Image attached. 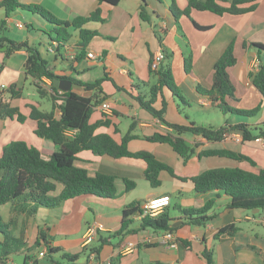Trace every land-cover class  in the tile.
Segmentation results:
<instances>
[{
	"label": "crops",
	"instance_id": "0c3cea01",
	"mask_svg": "<svg viewBox=\"0 0 264 264\" xmlns=\"http://www.w3.org/2000/svg\"><path fill=\"white\" fill-rule=\"evenodd\" d=\"M19 1L26 4L42 5L62 20L87 16L100 8L104 21L87 23L85 27L89 26V29L92 26L98 30L101 24L107 25L109 21L110 30L113 32L111 38L114 43L108 46L107 50L96 51L88 45L84 57L77 61L76 56L80 51L81 39L79 29L73 27L74 32L67 42L61 43L51 40L52 45L48 48L50 51V48L58 42L55 51H50L55 55L56 61L61 64L59 67L54 65L57 73L84 82H94L107 73L116 82L115 85L111 80H106L102 84L103 90L110 95L105 101L110 103L111 112H105L99 106L92 116V121L107 115L113 124L117 125L118 130L114 132L115 127L112 125L109 128H100L99 132L113 133L115 138L120 140L134 122V133L138 135V138L129 142L130 150L145 149L151 151L159 160L174 167L179 176H195L208 168L218 166L241 165L249 167L247 161L238 162L219 156L200 158L195 154L185 161L169 143L146 140L144 138L146 135H152L155 132H173V129L142 108L133 95L141 93L148 96L149 88L157 82L156 76L149 72V61L161 48L155 30H162L164 45L174 53L172 68L175 80L186 100L183 102L180 98L173 96L169 90L164 91V96L167 99L165 114L167 121L178 124H188L194 121L197 124L221 126L226 123L227 117H230L233 124L246 123L258 128L264 127V106L256 116H227L223 114L221 120L218 121L219 123L209 121L212 120L214 109L217 108L208 97L201 95L197 89L199 86L204 88L212 86L214 64L229 43L235 40V54L238 61L236 65L229 68V74L236 87V97H227V100L232 106L241 109H252L263 102L261 93L252 83L251 74L256 70L260 61L264 63V52L259 56L254 47H244L243 42L246 40L264 44V0H259L254 11L242 15L226 14L219 16L207 11L194 10L191 13L192 17L198 23L210 25L212 28L204 31L199 30L189 18L183 17L180 23L185 35L182 34L170 13V3H166L165 0H122L115 6L99 0ZM188 1L177 0L182 8ZM143 2L148 8L151 22L145 21L141 17L140 7ZM23 11L26 10L17 9L10 16H7L5 10L0 9V33L2 35L19 42L26 40L29 42L28 36L27 38H24V35L21 37V32L16 37H13L9 32L13 23L20 31L24 28L19 20V16L26 15ZM106 11L108 16L104 15ZM17 24H21V26H17ZM98 36L100 34L94 38ZM187 41H190V46ZM190 49L194 53V63L192 71L187 73L184 69V53ZM5 50L0 48V97L3 101L9 102L11 106L19 107L27 118L24 122H19L16 118L0 117V155L4 146L11 141L25 140L29 143L28 140L30 139L33 140V143L29 144L38 147L45 156H48L56 151V145L36 134L39 138H33L31 135L33 132L35 133L37 127V122L29 117L31 105L43 108L41 101L36 98H27L24 94L29 78L25 74L28 52L26 49H22L6 55ZM90 51L95 52L100 58L90 59L88 57ZM86 59L89 63L96 64L90 67L89 64L83 63ZM98 65L102 67V70L91 69L97 68ZM13 84L15 89L21 93L19 97H10L8 88ZM2 86L5 87L2 88ZM58 89L60 93L64 92V90ZM70 89L85 96L93 94V91H87L73 82ZM161 97L159 95L154 103L157 108L161 107ZM179 100L185 106L184 111H182ZM189 112L192 116L189 115ZM56 114H59L58 110ZM126 120H129V124L124 130L121 128V124ZM22 131L28 132L26 137L21 135ZM182 137L190 145L196 147L197 153L202 149L227 148L250 156L256 163L255 169L264 168V143L260 138L244 143L238 133H233L224 140L217 142H207L203 137L191 133H185ZM78 158L76 165L86 168L91 174L104 172L118 176L116 181L118 196L108 199L86 194L65 200L52 208L42 207L28 200H21L15 209L11 203L5 204L12 205L5 217L7 216L8 220L13 218L9 230L13 239L12 248H7V250H4L3 245L0 244V260H3L2 256L7 255L3 264H23L26 254L37 256L40 260L39 264H148L152 262L164 264H264V211L231 209L228 207L231 201L228 195L220 191L206 195L197 193L191 181L176 179L166 170L160 172L162 185H164L165 180L170 182L173 186V193H170L165 187H152L144 177L146 163L140 159H114L109 156L94 154L88 150L79 153ZM123 177L136 181L137 185L136 189H133L134 191H125ZM126 195L131 196L127 199ZM167 195H171L170 205L165 209H168L174 218L171 221L172 225L175 223L177 224L175 227H178L174 231L178 241L175 247H171L163 241L165 231H155L151 228L139 229L141 219L136 215L133 216V223L130 225L129 231L123 235L115 234L120 228L123 209L126 205L134 201H147ZM215 196L217 197L216 202L208 212L212 218L204 226L185 224L186 220L182 213L175 207H202L207 199ZM174 198L178 201L174 206L176 211L172 213L170 207ZM56 207L59 211L62 209V212H56ZM75 207L77 209L74 211ZM93 207L97 211L96 217L89 223L85 220L86 211ZM59 213H62L64 217L61 225L57 226V222L49 221V219L58 217ZM76 213L78 217L73 216ZM83 222L88 223L86 227L82 224ZM96 222L103 224L104 229L89 235L91 226ZM227 225L236 226L237 231L233 235L223 233L218 236L220 228ZM41 233L47 236L52 246L61 247L63 251L50 254L48 246L44 243L40 247L32 249ZM80 233L82 234L80 235ZM103 238H106L107 241L102 247L100 258L97 261V257H93V254L89 257V249L101 244ZM3 240L5 238L0 234V242ZM129 242H134L135 247L131 251H125L124 247ZM13 244L19 247H14ZM85 248L88 249L84 251ZM41 252H45V254L41 256ZM63 252L81 255L75 261L68 262L63 257ZM206 252L212 255L211 263L206 257Z\"/></svg>",
	"mask_w": 264,
	"mask_h": 264
},
{
	"label": "trees",
	"instance_id": "16d2710c",
	"mask_svg": "<svg viewBox=\"0 0 264 264\" xmlns=\"http://www.w3.org/2000/svg\"><path fill=\"white\" fill-rule=\"evenodd\" d=\"M110 5H118L122 0H99ZM259 4V0H189L182 8L177 0H171L169 10L174 20L182 30L181 19L189 18L193 25L199 30H209L210 25H202L192 17V11H207L213 14L224 16L242 15L254 11ZM0 9H4L7 16H10L17 9L37 13L54 24L50 32V39L61 43L67 42L71 37L68 28L73 27L79 29L80 43L79 54L76 60H81L86 52L92 38L99 35L98 30H91L85 25L91 21H104L101 16V9L97 8L87 16H78L72 20H62L53 14L50 10L39 4H26L19 0H0ZM140 14L143 20L151 22L148 8L143 2L140 7ZM160 41V47L164 52V59L158 69L152 68L154 55L149 61V72L154 74L157 82L149 88L148 96L137 94L133 97L138 101L139 105L147 110L153 117L158 118L161 122L173 129V132H155L152 135H146L144 138L150 142L169 143L175 152L178 153L185 161L193 155L203 156H219L226 157L238 162L247 161L249 167L241 165L218 166L208 168L199 174L191 177L179 176L176 174L174 167L159 160L154 153L149 150L132 151L129 148V142L138 138L134 133L135 124L132 122L126 133L120 140H117L113 133L103 131L100 128H109L114 125V132H117V125L112 120L103 115L96 121H92L93 114L97 108L110 97L103 88L102 84L106 80H111L115 85L116 82L105 74L104 77L96 79L94 82H84L65 75H61L55 71L46 58H44L38 48L26 41H16L0 33V48L7 46L4 51L6 55H10L14 51L26 49L27 59L25 63V74L32 78L41 97H49L52 102L51 110L41 109L36 105H31L29 117L37 122L35 134L41 138L52 141L58 149L52 154L45 156L43 152L36 146L29 144L25 140H13L4 146L0 155V207L11 203L15 209L21 200L34 202L36 205L52 208L63 201L73 199L81 195H94L102 198H116L118 190L116 181L118 176L114 174L96 172L89 173L86 168L76 165L79 159L78 154L82 151H91L101 156H109L114 159L132 158L140 159L146 163L144 177L152 187L162 185L160 172L168 171L174 178L181 181H191L194 184V190L200 194H208L214 191H220L231 198L228 207L231 209H251L264 211V168L255 169V161L243 152H236L227 148L223 149H202L198 153L196 147L190 145L184 137L185 133H191L195 136L203 137L207 142L222 141L227 134L240 133L244 143L264 138V127H254L246 123L233 124L230 117H227L226 123L221 126H213L209 124H197L194 121L188 124H178L169 122L165 118L167 110V99L164 91L169 90L173 96L180 98L186 102L185 97L181 94L173 68L172 58L173 51H169L163 43L162 30H155ZM190 46V41H187ZM58 43V42H57ZM244 47H254L260 56L264 52V44L260 42L244 41ZM260 59V58H259ZM238 59L235 54V40H232L226 47L224 52L219 56L214 64L213 84L210 88L198 87L201 95L208 97L214 106L227 116L240 115L245 117L256 116L264 106V63L259 62L258 69L251 74L253 85L259 90L263 97V102L252 109H241L232 106L227 97L235 98L236 87L231 80L229 68L236 65ZM194 63V53L192 49L184 53V69L187 73L192 71ZM1 68V67H0ZM1 70V69H0ZM47 77L52 80V90L42 88L37 82L38 79ZM69 79L74 84L83 87L87 91H93L91 96H85L73 91L72 89L59 93L58 87L54 85V80ZM11 98L21 95L19 90L15 89V85L8 88ZM161 95V107L155 106V101ZM59 114H56V111ZM0 117L16 118L19 122H24L27 116L21 112L17 106H11L9 102H5L0 97ZM68 131H74L68 134ZM125 184V191L129 192L136 188V181L128 177L122 178ZM59 183L62 184L60 189ZM171 196V195H167ZM216 196L207 199L202 207L182 208L175 206L186 220L185 224L206 225L212 218L208 212L213 208L216 202ZM145 201H134L126 205L123 209V216L120 228L115 232L116 235H123L129 231L130 225L133 223V216L142 213ZM171 216L168 209L163 210L156 216L146 215L141 219L139 229L151 228L155 231H175L178 227L172 225ZM13 223L11 217L5 221L0 213V234L5 238L0 242L4 250L12 248V237L10 236V228ZM237 231L234 225H227L220 228L218 236L223 233L233 235ZM107 239L103 238L101 244L90 247L89 257L100 258L101 249ZM48 246L50 254L63 251V248L52 246L47 236L41 233L32 249L40 247L42 244ZM19 247L18 245H12ZM88 249V248H87ZM86 248L84 249L87 250ZM5 255V254H4ZM81 254H71L63 252V257L68 262H73L80 257ZM209 263L212 262V255L206 252ZM3 260L7 255L2 256ZM0 260V264H3ZM40 260L35 255L26 254L23 264H39ZM148 264H164L162 262H152Z\"/></svg>",
	"mask_w": 264,
	"mask_h": 264
},
{
	"label": "rangeland",
	"instance_id": "374dc122",
	"mask_svg": "<svg viewBox=\"0 0 264 264\" xmlns=\"http://www.w3.org/2000/svg\"><path fill=\"white\" fill-rule=\"evenodd\" d=\"M171 0H165L166 3H170ZM122 8H125V7H122ZM121 9V8H119ZM119 9H115V10H119ZM121 11V10H120ZM24 14L26 15H23V16H19V20L21 21V23L23 24L24 28L21 29V31L14 25L15 23L12 24V28H10L9 32L11 33V35L13 37H16L20 32H21V37H23L24 35V38H29V43L36 46L38 48V50L40 51L41 55L46 58L48 60V62L51 64V65H57V67L61 66V64L56 61V58H55V55L53 53H51L48 48L51 44V39H50V32L52 31L53 27L55 26L54 24H52L51 22H49L47 19H45L44 17H42L41 15L37 14V13H33V12H30V11H23ZM104 15L108 16V12L106 11L104 13ZM26 25L30 26V27H27ZM96 27V26H94ZM89 29V26L87 27ZM92 28V29H91ZM111 28V25H109V21L107 23V25H102L98 27V30H99V33H100V36L96 37V38H92L90 43H89V46L93 47L94 50L96 51H104V50H107L108 49V46L112 45L114 43V41L112 40V36L111 34H113V32H111L110 30ZM90 29L91 30H96L95 28H93L92 26H90ZM69 32L72 33L74 32V29L72 27H69L68 28ZM53 35H54V32L52 31ZM84 64H89L88 66L92 67L94 66V64L92 63H89V61L86 59L85 61H83ZM92 70H97V69H100L102 70V67L100 65L97 66V68H91ZM22 85V84H21ZM24 94L27 98H30V99H38L39 101H41V107L43 109H47V110H50L52 108V102L50 100L49 97H41L40 94L38 93L37 91V88L36 86L34 85L32 79L29 77L28 78V81L26 82V88L24 90ZM179 104L182 108V111L185 110V106L183 104V102L181 100H179ZM216 110V111H215ZM188 111V110H187ZM184 113V112H183ZM189 115L192 116L191 112H189ZM221 116L223 117V113L221 111H219L218 109H214V115L213 117L211 118L212 120H209V121H213V123H219L218 121L221 120ZM221 123V122H220ZM128 124H129V120H126L124 121L122 124H121V128L122 129H127L128 127ZM23 133V134H22ZM26 133L28 132H25V131H22L21 132V135H23L24 137H26ZM33 138H39L35 135V133L33 132ZM29 139V138H28ZM29 143H33L32 141L33 140H28ZM57 149H58V146H56ZM56 149V150H57ZM48 150H46L47 152ZM48 153V152H47ZM164 181V180H163ZM150 184V183H149ZM59 187L60 189L62 188V184L59 183ZM160 188L162 187H165L166 189H168L170 191V193H173V186L170 182H167L166 180L164 181V185H161L159 186ZM140 190V187H138ZM156 188V187H155ZM136 189V188H135ZM134 189V190H135ZM133 190V191H134ZM131 195H126V198L129 199ZM176 201H178V199L174 198L173 199V202H172V205L170 207V210L172 213H175V203ZM11 204L9 205H5L3 207H0V213L4 216V218H7V216L5 217V215H8L10 209H11ZM77 208L75 207L74 211L76 210ZM56 212H62V209L61 211H59V209H57L56 207ZM95 211V212H94ZM97 211L95 210V207L91 208V210H87L86 211V218L85 220H87L89 223H91L93 221V219L96 217L95 216V213ZM74 217H78V214H74L73 215ZM63 217L64 215H62V213H59L58 217H55V218H50L49 221H55L58 223L57 226L61 225V222L63 220ZM6 221L8 220L5 219ZM85 227L88 223H82ZM76 227H78L76 225ZM56 228V227H54ZM78 230V229H76ZM82 233H80L81 235ZM76 236V235H75ZM58 238H60V236H57Z\"/></svg>",
	"mask_w": 264,
	"mask_h": 264
},
{
	"label": "built area",
	"instance_id": "2783aa9c",
	"mask_svg": "<svg viewBox=\"0 0 264 264\" xmlns=\"http://www.w3.org/2000/svg\"><path fill=\"white\" fill-rule=\"evenodd\" d=\"M17 26H21V24H17ZM58 46V44L56 43L54 47L50 48V51H55V48ZM88 57L90 59H99L100 56L97 55L95 52L90 51L88 53ZM164 59V52L163 50L160 48L155 54H154V59H153V63H152V68L153 69H158V67L160 66L161 62ZM258 69V65L256 66V70ZM37 82L39 83V85L46 89V90H52V80L47 78V77H42L41 79H38ZM5 86H2V88H4ZM60 93V92H59ZM100 107L105 111V112H111L112 108L111 105L108 101H104ZM74 131H68V134H73ZM233 133L227 134L226 137L231 136ZM240 134V133H238ZM241 136V135H240ZM261 140H263L264 143V138H260ZM170 205V197L169 196H162V197H156L150 200H147L144 202L143 204V211L142 213H139L138 215H136L138 218L142 219L143 217H145L146 215H151V216H156L157 214H159L160 212H162L163 210H165L166 207H168ZM104 229L103 224L96 222L95 224H93V226H91L90 228V234H94L97 232V230H101ZM90 237V236H89ZM163 241L167 244H169L171 247H175L178 243L176 237H175V233L174 231L171 230H166L165 234L163 236ZM135 247V243L134 242H129L125 247L124 250L125 251H131L133 250V248ZM45 254V252H41L40 255L43 256Z\"/></svg>",
	"mask_w": 264,
	"mask_h": 264
},
{
	"label": "water",
	"instance_id": "95a60500",
	"mask_svg": "<svg viewBox=\"0 0 264 264\" xmlns=\"http://www.w3.org/2000/svg\"><path fill=\"white\" fill-rule=\"evenodd\" d=\"M7 48V46H3L1 47V50H5ZM54 85L64 91H68L71 88L72 82L70 80L67 79H60L57 78L54 80ZM177 224H173V226H176Z\"/></svg>",
	"mask_w": 264,
	"mask_h": 264
}]
</instances>
